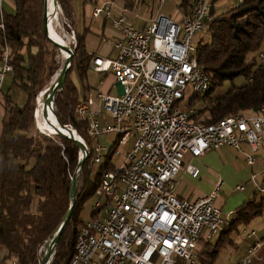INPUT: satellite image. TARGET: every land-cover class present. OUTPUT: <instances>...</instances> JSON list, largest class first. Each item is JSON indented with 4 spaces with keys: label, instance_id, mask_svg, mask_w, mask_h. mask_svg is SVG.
Masks as SVG:
<instances>
[{
    "label": "built area",
    "instance_id": "1",
    "mask_svg": "<svg viewBox=\"0 0 264 264\" xmlns=\"http://www.w3.org/2000/svg\"><path fill=\"white\" fill-rule=\"evenodd\" d=\"M1 2L0 29L4 31ZM210 2L195 0L179 22L157 15L144 29L127 24L122 37L114 41L120 50L118 56L93 59L92 69L110 72L123 85L120 94H98L114 125L98 122L97 112L89 109L92 97L76 105L77 115L88 120L89 136L112 132L120 136V143H127L134 135L136 139L119 168L103 174L97 216L81 225L69 264H174L177 258L192 264L201 241H211L234 219H224L214 203L219 185L196 200L179 198L174 188L186 155L196 159L211 149H238L243 143L256 151L264 142V106L257 113L227 115L208 125L191 122L188 115L193 111L179 106L186 91L205 92L210 86L209 78L196 64L195 46L191 45L195 33L205 27ZM105 8L108 6L95 8L93 15L98 17ZM124 22L120 16L114 25L120 27ZM9 54L6 47L0 61V84L12 72ZM259 58H264V51ZM94 149L95 162L109 150L99 145ZM254 162V156L247 157L248 166ZM184 170L192 178L199 174L190 163ZM255 179L252 173L251 181ZM256 189L263 195L264 182H256ZM246 235L250 239L254 232ZM261 244L262 240L256 239L238 264H253Z\"/></svg>",
    "mask_w": 264,
    "mask_h": 264
},
{
    "label": "trees",
    "instance_id": "2",
    "mask_svg": "<svg viewBox=\"0 0 264 264\" xmlns=\"http://www.w3.org/2000/svg\"><path fill=\"white\" fill-rule=\"evenodd\" d=\"M43 1L15 0V11L3 12L5 28L0 30V61L8 46L13 65L12 87L3 94L5 116L0 135V245L8 249V257L18 264H39L40 250L70 206L71 175L80 153L73 140L58 134L46 136L34 121L36 96L45 90L58 68L59 50L42 28ZM57 1L71 22L70 32L75 33L77 45L63 90L55 95V110L62 123L74 126L90 152L77 187L76 206L59 239L53 261V264H69L79 227L86 222L81 211L102 183L103 173L117 166L113 161V146L104 163H99L98 170L91 174L89 166L95 156L94 146L99 142L88 136L86 122L75 120L74 109L80 96L71 79L78 73L84 86L94 56L84 43L85 36L72 27V0ZM216 1L213 0L209 11L212 16ZM242 1L243 4L237 2L228 11L206 21L210 41L198 42L194 48L196 64L209 78L210 86L205 92L191 93L187 100H182V110L194 111L188 115L193 123L208 125L227 115L257 113L264 106V59H259L264 51V0ZM192 3L183 0L179 10L188 14ZM237 76L244 82L228 88L220 97L212 95L214 88L221 87L225 81L233 84ZM15 86L24 92L23 106L12 97ZM259 215H264V196L244 201L235 208L234 219L219 230L214 243L201 241L193 264H215L219 249L232 242L229 233L237 232L241 225H248ZM174 264L183 263L177 258Z\"/></svg>",
    "mask_w": 264,
    "mask_h": 264
},
{
    "label": "crops",
    "instance_id": "3",
    "mask_svg": "<svg viewBox=\"0 0 264 264\" xmlns=\"http://www.w3.org/2000/svg\"><path fill=\"white\" fill-rule=\"evenodd\" d=\"M183 0H72V22L75 30L85 36L84 43L93 56H105L114 59L118 56L119 48L114 44V41L120 39L123 33V27L127 24L140 30L158 14L163 17L179 21L184 14L179 10ZM194 0H191V3ZM108 6V8L100 12L98 17L93 15L94 8L99 6ZM122 16L125 22L120 27H116L114 20ZM174 17V18H173ZM88 79L85 85L79 81L78 73H74L75 79L72 75V82L79 89V96L81 99H87L91 96L94 99V104H91L90 110L97 112L96 119L101 124L114 125L111 116L102 107L96 94L98 92L110 93V95L120 94L123 90V85L114 80L113 74L110 72L98 73L92 69L91 64L88 68ZM13 74L9 73L5 81L2 83V90L0 93V135L3 132L2 121L4 120V99L3 94H6L11 86ZM13 89V88H12ZM108 140L113 143L107 148L113 147L117 150V154H121V162L128 155L134 143L135 136H132L125 145V149L119 152L118 145L120 144V136L117 134L116 139L111 133L105 134ZM100 139V138H99ZM99 140V144H100ZM133 142V143H131ZM128 144H132L128 147ZM114 155V157H115ZM254 156L255 162L248 166L247 157ZM184 165L177 171L175 176V192L179 198L196 200L199 197L211 194L214 189V203L219 206L221 215L227 219L233 215L235 208H237L244 201L257 199L256 182H264V142L259 145L256 151L243 143L240 148L233 149L229 146L211 149L205 154L192 159L186 155ZM114 160V159H113ZM116 162V161H114ZM190 163L198 168L199 174L197 178L192 176L184 170L185 166ZM117 164V162L115 163ZM1 172V170H0ZM252 173L256 174L257 179L251 181ZM1 174V173H0ZM239 185L243 189H237ZM240 230V231H239ZM239 230L231 232L229 235L236 236L238 242L233 238L231 248L237 250L240 243V248L243 249L245 255L248 246L254 243L255 239H261L262 244L259 245L255 256L261 257L260 261L255 258L252 260L253 264H264V215L254 217L248 225H241ZM254 232V237L248 238L246 233ZM201 244V243H200ZM227 244V245H228ZM235 252V251H234ZM8 249L4 245H0V264H11V259L8 257ZM232 257V253H230ZM240 260V259H239ZM238 259L231 263L238 264ZM230 264V263H229Z\"/></svg>",
    "mask_w": 264,
    "mask_h": 264
},
{
    "label": "rangeland",
    "instance_id": "4",
    "mask_svg": "<svg viewBox=\"0 0 264 264\" xmlns=\"http://www.w3.org/2000/svg\"><path fill=\"white\" fill-rule=\"evenodd\" d=\"M14 1L15 0H3V2H1V6H3V9H4V11L6 12H14L15 11V6H14ZM194 2H195V0L193 1V3H192V5L194 4ZM212 2H213V0H211V2H210V8L212 7ZM237 2H239V0H217L215 3H214V7H213V9H212V11H213V16H212V14L209 12L210 11V8L208 9V12H209V14H208V18L206 19V21H209V20H211L212 19V17L214 18H216V17H218L219 16V14H221V13H224V12H226V11H228L229 9H231L233 6H234V4L236 5V3ZM57 4H59L60 5V8H59V10H58V14H57V17H58V19L57 20H55L54 21V29H55V31L56 32H58V34L59 35H61L62 36V40L63 41H65L67 44H69L70 45V47L73 49V50H75V52H76V45H77V43L75 42V39H76V37H75V33L74 32H70L71 30H70V26H71V22L69 21V19L67 18V17H65V15H64V9L62 8V5L60 4V3H58V1H57ZM240 4V3H239ZM192 8V7H191ZM95 9V8H94ZM190 10V9H189ZM189 12V11H188ZM189 14V13H188ZM188 14H183L182 15V17L183 16H186V15H188ZM158 15H161V14H158ZM157 16V15H156ZM155 16V17H156ZM162 16V15H161ZM154 17V18H155ZM181 17V18H182ZM174 18V17H173ZM180 18V19H181ZM2 20H3V18H2ZM153 20V19H152ZM151 20V21H152ZM174 20V19H173ZM4 21V20H3ZM57 21V22H56ZM151 21H150V23H151ZM205 21V22H206ZM175 22H179V21H175ZM205 22H204V25H205ZM149 23V24H150ZM146 25H148V24H146ZM145 25V26H146ZM145 26H144V28H145ZM144 28H140V29H144ZM1 30V29H0ZM65 34V35H64ZM210 34H211V32L209 31V30H207V28H206V25H205V27H204V29L201 31V30H199V31H197L196 33H195V35L193 36V40H192V46L194 45L195 46V48H196V45H197V43L198 42H200L201 44H207L209 41H210ZM67 35V36H66ZM64 36H65V38H64ZM70 37V38H69ZM8 47V46H7ZM6 49V48H5ZM10 49V48H9ZM34 50H36V49H34ZM59 50V49H58ZM5 52V51H4ZM74 55V54H73ZM73 57V56H72ZM96 56H94L93 57V59L95 58ZM56 59H57V63H58V68L55 70L56 72L54 73V75L51 77V79H49V83H48V86L45 88V90H43V91H46L48 88H49V86L51 85V83L50 82H52L54 79H56L55 77H58V75H59V73H60V69L62 68V65L64 64V61H65V57H63L62 56V53H61V51L59 50V53H58V55H57V57H56ZM93 59H92V62H91V65H93ZM259 59H261L262 60V58H259ZM264 59V58H263ZM13 66V65H12ZM12 71H13V68H12ZM68 72H69V70H68ZM102 72H106V71H102ZM98 73H100V72H98ZM11 74H13V72H11ZM7 75H9V74H7ZM6 75V76H7ZM74 75V74H73ZM68 76V75H67ZM73 78L75 79V75L73 76ZM5 79H6V77H5ZM66 80V79H65ZM3 81H5V80H3ZM3 81L1 82V84H0V86L2 85V83H3ZM244 82V79L241 77V76H237L235 79H234V82H233V84H230L229 83V81H225L222 85H221V87H218V88H214L213 89V93H212V95L213 96H216V97H220V96H222V94L228 89V88H230V87H232V86H237V85H239V84H241V83H243ZM65 83V82H64ZM1 90H2V86H1ZM62 90H63V88H62ZM61 90V91H62ZM43 91H41L40 93H38V95L36 96V98L38 99V96L41 94L42 96H43V98L46 100V95H44V94H42L43 93ZM60 91V92H61ZM59 92V93H60ZM99 93H102V92H98V94ZM57 94V93H56ZM55 94V95H56ZM98 94H96L97 95V97H98ZM191 95V93L190 92H188V91H186V94L184 95V101L185 100H187L188 98H189V96ZM12 97H13V99H15V101L20 105V106H23V104L25 103V101H26V98H25V95H24V92H22L18 87H13V89H12ZM89 97H91V96H89ZM89 97L87 98V99H81V100H79L78 101V103H77V105L81 102V101H87L88 99H89ZM56 98V97H55ZM36 99V102H37V106H39V101ZM99 99V98H98ZM94 100V99H93ZM183 100V99H182ZM94 104V103H93ZM55 106H56V104H55ZM54 106V107H55ZM91 106V105H90ZM179 106H180V108L182 109V102H180V104H179ZM196 106H198V105H196ZM75 109H76V106H75ZM74 109V110H75ZM35 110H37V107L35 108ZM191 111H193V110H191ZM194 112V111H193ZM36 113V112H35ZM75 120H76V122L78 121V122H86V124L88 125V128H89V122H88V120L87 119H80V117L77 115V113H76V110H75ZM224 118V117H223ZM36 118H35V124H36ZM222 120V119H221ZM218 122V121H217ZM38 124H36V127L39 129V131H41L42 133H44V134H47L48 132H46V131H42L38 126H37ZM69 126H71L72 127V129H74V133L77 135V136H80L78 133H77V130L74 128V126H72V124L71 123H69L68 124ZM108 132H105L104 134H101V136H97V137H94V136H92V137H94L98 142H99V140L101 141L100 142V144L99 143H97V144H95V146L96 145H99V146H102V145H107V146H111V144L113 143L111 140H108L107 139V136L105 135V134H107ZM109 133H111V132H109ZM48 134H51V133H48ZM88 134V133H87ZM52 135V134H51ZM50 135V136H51ZM112 135L114 136V138L116 139V137H117V134H114V133H112ZM46 136H48V135H46ZM89 136V135H88ZM82 139H83V137L82 136H80ZM91 137V136H90ZM100 138V139H99ZM135 139H136V136H135ZM134 139V140H135ZM84 140V139H83ZM85 142V141H84ZM131 143H133V142H131ZM125 145H127L126 143H120L119 145H118V147L117 148H119V152H122L124 149H125ZM132 145V144H131ZM130 144H128V147L129 146H131ZM95 146H94V148H95ZM103 147V146H102ZM87 148V147H86ZM130 148V147H129ZM109 150L107 151V152H103L102 153V156H103V158L101 159V161L100 162H95L94 161V158L96 157V150H95V156L93 157V161H92V164L89 166V168L90 169H92V171H91V174H95V172L98 170V168H99V165L100 164H102V163H104L103 162V160H104V158H105V155L110 151V148H108ZM90 153V152H89ZM118 152H117V150H115V154H117ZM121 154H118V155H115V157H113V161H116L117 162V164H116V166H117V168L115 169V170H117L118 168H119V166L122 164V163H120L121 162ZM81 157V152L79 153V158ZM90 157V156H89ZM126 157H127V155H126ZM125 157V158H126ZM78 158V159H79ZM125 158H124V160H125ZM116 162H114V163H116ZM77 163H79V162H77ZM100 163V164H99ZM78 166V165H77ZM77 168V167H76ZM82 171H83V168H82ZM82 171L80 172V177H79V182H80V179H81V173H82ZM107 171H109V170H107ZM114 171V170H113ZM106 172V171H105ZM104 172V173H105ZM103 173V174H104ZM72 177V176H71ZM175 180V179H174ZM79 182H78V185H79ZM78 185H77V187H78ZM99 186H100V184H99ZM98 189H97V191H96V193H95V195L93 196V198H91L85 205H84V208H83V211H81V215H82V217L86 220V222L87 221H90V220H92V219H94V217H96L97 215H96V210H98L100 207H97V205H96V201H98L99 199H100V197H101V195L98 193V190H99V187H97ZM77 191H78V189H77ZM256 195H257V199L259 198L260 199V197L261 196H264V194L263 195H261V194H259V192L257 191L256 192ZM94 212L95 213V216L91 219V212ZM233 216V215H232ZM85 222V223H86ZM84 223V224H85ZM83 225V224H82ZM81 227H79V229H80ZM238 230H239V228H238ZM240 231V230H239ZM54 233V232H53ZM52 233V234H53ZM79 233V232H78ZM219 233V231L217 232V233H215L214 234V236H213V238H212V240L211 241H209V242H212V243H214L216 240H217V234ZM51 234V235H52ZM64 234V233H63ZM231 238H233L234 239V241L236 242V244H237V242H238V239H237V237L236 236H233V234L232 235H229ZM245 236H247L246 234H245ZM255 236V235H254ZM49 239V238H48ZM256 240V239H255ZM254 240V241H255ZM259 240H261V239H259ZM47 241V240H46ZM46 241H45V244L43 245V247H42V249L40 250V253H39V257H40V259H39V264H41V261H42V254H43V252H45V249H46ZM59 242V241H58ZM58 245H59V243H58ZM58 245H57V247H56V251H57V249H58ZM240 243H239V248L237 249V250H235V249H232L231 248V244H228V245H225V246H222L219 250V253H218V255H217V258L215 259V261H214V263L215 264H233V263H231V262H233V261H236L237 259L239 260V259H241L242 257H243V249H241L240 248ZM199 247V246H198ZM198 247H197V249H198ZM235 251V252H234ZM56 253V252H55ZM55 253H54V258H55ZM230 253H232V257L230 256ZM54 258H53V261H54ZM255 258V256L253 257V259ZM179 259V258H178ZM252 259V260H253ZM181 260V259H180ZM53 261H52V263L51 264H53ZM13 262V261H12ZM12 262H11V264H12ZM195 262V261H194ZM193 262V263H194ZM16 263V262H15ZM192 263V264H193Z\"/></svg>",
    "mask_w": 264,
    "mask_h": 264
},
{
    "label": "water",
    "instance_id": "5",
    "mask_svg": "<svg viewBox=\"0 0 264 264\" xmlns=\"http://www.w3.org/2000/svg\"><path fill=\"white\" fill-rule=\"evenodd\" d=\"M54 2L57 4V0H54ZM43 5H44V14H43V31L45 32L46 37L49 38V40L52 42V44H55L57 46V48L62 52H65V61L64 64L62 65V68L60 69V73L58 75V77H56V79H54L51 82V85L49 86V88L46 91H43L42 94L46 95V100L44 101V106H43V115L44 117L47 119V122L49 124V126L53 125L56 127V132H53L51 134H58L60 137H67L71 140H73V142L76 144L77 147H79L80 152H81V157L78 159V166L75 170V172L72 173V177H71V185L69 187L70 189V198H69V203L70 206L67 210V212L64 214V218L61 220V222L59 223V225L56 226L54 233L50 236L49 239H47L46 241V249L45 252H43L42 254V261L41 264H51L54 258V253L56 252V247L58 245V241L61 238L62 234L65 232V228L67 227L68 223L70 222L71 219V214L74 211V208L76 206V198H77V185L79 182V175L80 172L82 171V168L84 166V161L85 159L89 158L90 153L89 150L86 148V143L84 142V140L80 137L77 136L74 132V129H72L71 126H69L68 124L62 123L60 121L59 115L57 113V110H55V94L59 93L62 88L65 85V79H67V75H68V68L69 66H71L72 63V59H73V54L75 52V50H73L69 44H67L65 41H56V39H54L53 37H51L50 35V31H49V26H50V22H49V18H48V5H47V0L43 1ZM38 100V99H37ZM53 106V113L55 115V122L57 125H55L54 123H51L50 120V113L48 111V109ZM35 118L37 115V110H35ZM50 120V121H49ZM51 134H46L48 136H50Z\"/></svg>",
    "mask_w": 264,
    "mask_h": 264
},
{
    "label": "bare ground",
    "instance_id": "6",
    "mask_svg": "<svg viewBox=\"0 0 264 264\" xmlns=\"http://www.w3.org/2000/svg\"><path fill=\"white\" fill-rule=\"evenodd\" d=\"M47 5H48V10H49L48 18H49V22H50V26H49L50 35H51V37L56 39V41L61 42V41H63L62 40L63 39L62 36L59 35L58 32H56L55 29H54V21L58 19L57 14H58V10L60 8V5L56 4L54 2V0H47ZM64 38H65V36H64ZM65 55H66V53L62 52V56L65 57ZM38 101H39V106H37V111L38 112H37V115H36V119H37L36 120V124H38L37 126L42 131H46L48 133L56 132V127L53 126V125L49 126V124L47 122V119L43 115V111L42 110H43L45 99L43 98V96L41 94L38 96ZM52 109H53V106H52V108L50 107L48 109V111L50 113V120H51V123H54L55 125H57L56 122H55V115H54Z\"/></svg>",
    "mask_w": 264,
    "mask_h": 264
}]
</instances>
